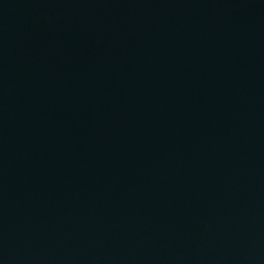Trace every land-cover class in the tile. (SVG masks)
<instances>
[{
    "label": "water",
    "instance_id": "obj_1",
    "mask_svg": "<svg viewBox=\"0 0 264 264\" xmlns=\"http://www.w3.org/2000/svg\"><path fill=\"white\" fill-rule=\"evenodd\" d=\"M0 264H264V0L0 22Z\"/></svg>",
    "mask_w": 264,
    "mask_h": 264
}]
</instances>
